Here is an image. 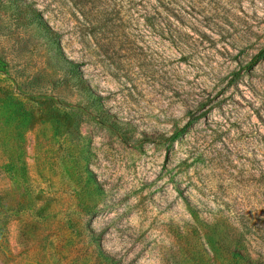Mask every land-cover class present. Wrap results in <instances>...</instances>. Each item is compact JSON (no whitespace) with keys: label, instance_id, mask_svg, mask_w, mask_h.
<instances>
[{"label":"rangeland","instance_id":"1","mask_svg":"<svg viewBox=\"0 0 264 264\" xmlns=\"http://www.w3.org/2000/svg\"><path fill=\"white\" fill-rule=\"evenodd\" d=\"M0 264H264V0H0Z\"/></svg>","mask_w":264,"mask_h":264}]
</instances>
